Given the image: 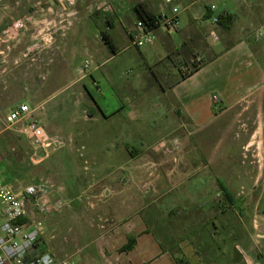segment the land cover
Here are the masks:
<instances>
[{
	"label": "crops",
	"instance_id": "1",
	"mask_svg": "<svg viewBox=\"0 0 264 264\" xmlns=\"http://www.w3.org/2000/svg\"><path fill=\"white\" fill-rule=\"evenodd\" d=\"M101 1L108 4V10L97 9L98 0H76L67 10L66 20L70 25L64 24L62 27L57 24L59 9L50 0H0V32L14 20L26 22L19 38L10 42L9 48L0 45V89L16 97V106L21 103L30 105L33 117L44 121L45 129L48 124V129H61L58 125L64 121L73 126L77 123L83 125V129H72V135H67L66 138L73 141L68 149L51 151L42 160L40 169H43L48 180L63 187V195L68 203L61 213L35 216L43 223L39 241L32 252H49L54 256L66 253L73 257L75 264H177V256L182 264H244L243 254H250L252 247L257 252L254 257L256 262L264 264V207L254 222L220 223L224 214L232 210L247 213L248 208L241 203L237 207L230 203L222 186L233 198L239 195H235V190L230 187L235 189L233 185L236 183L241 186L242 182L252 180L247 170L246 154L242 151L254 145L256 151L260 150L259 140L264 139L260 137L264 136V38L257 41L250 38L255 29L264 27V0L236 1V12H231V15H235V22L239 20L238 10L242 16L246 15L240 37L219 51L209 45L211 55L216 57L171 89L158 86L163 99V106L158 105L162 109L160 123L157 125V122L149 120L148 129H131L133 124L137 126L141 121L146 122L144 116L131 120L132 107L142 108L143 111L139 113L144 114V95L122 100L118 108L115 103L112 107L104 103L100 85L106 83L113 88L119 78L117 69H107V65L131 48V59L140 68L149 66L151 69L153 56L161 55L165 59L183 42L174 41L169 31L159 29L154 40L159 43V47L152 46L147 55L141 50L144 46L138 48L132 44V35L138 22L134 8L136 4L143 3L157 16L164 10L163 5H159L157 0ZM38 2H42V8L37 5ZM174 2L182 8L180 26L173 31L174 34L183 30V13L187 15L184 28L195 27L200 30L199 23L195 22L199 16L195 12L202 15L204 7H215L210 0H203L202 3L200 0ZM216 16L205 21L209 20V25L214 27L213 18ZM129 19L131 31L126 28L125 32L131 43L120 50L112 31L115 21L121 23ZM83 21L91 24L89 29H80L83 58L77 67L67 56L68 32ZM248 30L251 32L245 36ZM36 31L42 37L52 36L53 42L39 52L27 54L26 49L32 43ZM102 32L110 36L113 52L103 41ZM86 59L91 61L92 66L82 75L80 67ZM166 75L167 80L175 77L172 72ZM87 79L98 93V96L90 98L91 105L81 107L73 101L71 94H67L59 100L58 108L56 103L52 107L48 106L58 87H67L66 90L81 86L87 92ZM134 99L143 100L142 104L131 107L129 102ZM105 108L111 110L106 113ZM120 122L125 129H111ZM52 125L57 126L53 128ZM92 125L94 127L90 129ZM198 129H207V133L195 140ZM248 129H254L250 136L247 134ZM19 137L30 145L23 136ZM134 139L140 141L141 148H131ZM75 140L80 145V159L70 160V152L77 151ZM93 141L98 146L93 147ZM163 141L167 143L166 146H159ZM210 141L212 148L199 156L195 152L197 144L207 145ZM224 142L223 154H218L216 147ZM235 150H238L239 160L233 159ZM54 155H58V158L52 165L59 174L51 173L48 164ZM239 162L242 169L237 167ZM198 165L211 167L209 182L214 189L217 188L212 198L218 197L219 203L212 205L215 215L209 224L215 235H222L223 246L221 250L213 244L205 245L206 251H209L205 258L196 247L192 234V237H180L176 241L170 234L169 225L155 226L158 230L155 232L140 214L151 213L148 209L150 206L145 205L144 200L154 195L152 192L143 194L135 191L138 183L157 187L161 202L169 198L165 201L166 205H160L159 213H170L174 205L179 203L177 198H192L188 191L183 195H172V192L195 178ZM66 172H69L72 181L69 188L60 181ZM0 176L5 181L20 180V177ZM190 191L194 192L195 186ZM216 220L220 225H217ZM193 224L197 226L198 222L193 221ZM177 226L173 224V228L178 231ZM208 241H213V238ZM131 242L133 248L125 250L127 245L131 246ZM161 246H164V251ZM173 247L177 251L174 256L170 253Z\"/></svg>",
	"mask_w": 264,
	"mask_h": 264
},
{
	"label": "rangeland",
	"instance_id": "2",
	"mask_svg": "<svg viewBox=\"0 0 264 264\" xmlns=\"http://www.w3.org/2000/svg\"><path fill=\"white\" fill-rule=\"evenodd\" d=\"M159 5H163V13L169 12V6L165 5L163 0H157ZM185 1H194V0H185ZM203 0H200V2ZM239 0H210L215 5V9L211 10V19L215 15L219 14H232L235 11L236 3ZM202 3V2H201ZM201 3L198 5L200 6ZM210 5V4H209ZM202 8V7H200ZM209 8V7H208ZM202 15H199L196 11V15L199 17L197 18V21L200 25V30H196L195 27L192 28H184L187 25V15L182 14L181 16V26L183 27V30H181L179 33L174 34L173 31H169V33L173 36L174 41L176 42H186L188 43L189 47L194 49L193 45L195 41H198V45L200 46L199 49L195 50L193 52L194 54V62L203 63V61L208 60L211 56V51L209 49V45L215 50L219 51L224 46H227L233 42H235L239 37L241 33V27L243 25V22L246 18V15L243 14L240 10H238L239 20H237L232 25L230 30H223L220 27L211 26L209 25L210 21L206 22L204 19V14L207 10V8L204 7L202 9ZM200 11V10H199ZM232 12V13H231ZM236 19V18H235ZM191 21V20H189ZM65 24V23H64ZM91 22L83 21L81 24L77 23L74 27L70 29L68 32V39H69V47H68V53L67 56L70 59V62L75 65L79 66V63L81 62L83 58V53L80 49V29H89ZM204 26V27H203ZM82 27V28H81ZM128 28L129 31H131V19L128 20V22L121 23L115 21V27L112 31V35L117 42V45L119 46L120 50H124L127 48V46L130 45L131 41L128 37L127 33L125 32V29ZM65 30V29H64ZM91 30V29H90ZM214 32L217 35L218 41H212V39L209 38L210 32ZM245 36L251 32V30L247 31ZM189 35V37H188ZM200 35V36H199ZM199 36V37H198ZM203 36V37H202ZM196 38H199L196 40ZM204 38V39H203ZM154 45H146L143 48H141L142 51H144L147 55L150 53V48L153 47H159V43L157 41L153 42ZM206 45V46H205ZM207 50V51H206ZM205 52V53H204ZM153 61L151 62V69H149V66H145V68L142 69L140 66H138L132 59H131V48L126 50V52H123L120 54L116 59H114L113 62L107 65V69H117V75L118 78V84H116L113 88H111L109 85L101 84L100 90L101 94L103 96V101L105 104H107L108 107H112L113 103L115 105L121 106L122 100L125 99H133V96H139L144 95L146 99L145 102L142 104L143 100H135L130 101L129 104L134 106L135 104H142L145 105V112L144 114L139 113L140 111H143L142 108L140 109H134L131 108V120L139 119L140 116L147 122L141 121L139 125L136 126V124H133L131 129H148V121H153V123L157 122V125H159L160 120L159 116L162 112V109H159L158 105L163 106V99L160 96L159 88L156 85L155 78L153 79V73H155L158 77H160L162 83L165 82L164 86H168L171 84V82L178 77V69L181 67V64L179 61L176 60L177 68H173L170 70H167L164 64V56L163 58L161 55H155L153 56ZM189 61V59H187ZM172 68V66H169ZM168 68V67H167ZM165 70V71H164ZM160 71L164 76H161ZM164 72V73H163ZM167 72H172L175 77H169L168 80L165 78L167 76ZM86 86L88 89V93L86 91H83L82 87H70L65 90L67 87H58V89H55V94L52 97V100L48 104L49 107H52L54 103H56V108H58L57 104L60 102L59 100L61 97L67 94H71L73 101L78 102V105L81 107H84V105L89 106L91 105L90 98L98 96L96 92V87H93L90 80H86ZM85 92V93H84ZM73 93V94H72ZM16 97L10 96L8 93L2 92L0 89V175L5 174V176L9 177H20V180L17 181V183H13L15 186L16 184L24 185L26 183L31 182L35 179H47V176L44 175L43 169H40L43 162L41 161L38 164H33L30 161V156L32 154L31 146L26 144L18 134L15 132H12L10 130H7L3 124L4 117L6 113L14 108L17 104V101H15ZM137 99V98H136ZM47 106V107H48ZM115 108V107H114ZM58 109H56L57 112ZM82 110V108H81ZM109 110L105 108V112L108 113ZM59 113V112H57ZM141 114V115H140ZM40 123L44 125V121H42L39 117H35ZM56 119V118H55ZM126 121V120H125ZM123 122V121H122ZM133 123V122H131ZM49 125V124H48ZM48 125L46 126V130L48 133L51 134H58L60 136H64L65 138L67 135H72L71 130L72 129H83V125H80V123H77L75 126L70 125L69 122L64 121L60 122L58 127L61 129H48ZM57 125H52L53 128H55ZM136 126V127H135ZM94 125L90 127L92 129ZM158 128V127H157ZM94 129V128H93ZM111 129H125L123 127V124L120 122L119 124H115L114 127ZM158 129H164L163 127H160ZM254 129H248V136L251 135L252 131ZM207 133V129H198V132L195 134V140L201 139L205 134ZM264 137V136H260ZM74 138V137H73ZM260 150H255V145L252 148H249L246 151H242L243 154H246V161L248 162L247 170L249 172V176L252 177V180H249L247 183L241 184L239 186V183H236V185H233L235 189L230 187L232 190H235L236 196L234 199L237 203H241L243 206H246L247 213L241 214V212H237L232 210L231 212H227L224 214L223 219L220 221L223 222H243V223H251L254 222L255 217L259 215L260 211L262 210V207H264V139H260ZM224 143H220L217 147V153H221L224 150ZM79 143L77 140H75V147L77 148V151L72 150L70 152L69 158L70 160H74V158L79 160V155L81 153V149L79 148ZM93 147H96V141H93L92 143ZM213 144L211 141L207 145H201L200 142L197 144V149L195 152H197L200 155H204L208 148H212ZM131 148L139 149L141 148V143L139 140L134 139L131 141ZM68 149V147L63 148L61 151H65ZM211 150V149H210ZM234 158L235 160H239L238 150L234 151ZM50 154V153H49ZM48 154V155H49ZM258 154V155H257ZM244 156V155H243ZM58 158V155H54L49 159L48 164L50 165V171L51 173L59 174L57 169H54L52 163L54 160ZM239 169H242L240 166V162L237 166ZM241 167V168H240ZM198 173L196 174L195 178L191 179L190 181H186L185 183L181 184L175 192H172V195H178V194H185L190 192L192 194V198H177V203L174 205L173 209L170 213L163 214L159 213L158 208L163 203L166 205V199H169L166 197L161 200L159 199V190L157 187L153 186L152 184L149 185L148 183H138L137 188L135 191H140V193H150L152 192L154 196H151L149 200H144L145 205H149L148 209L151 211V213H140L142 217H145L148 221L149 226L155 230L156 227H163L166 225H169L171 227V235L174 238V240H179L180 237L189 238L192 237L193 241L196 243V247L199 248L200 254L203 256V258L207 257V253L209 254V251H206L205 245L210 246L209 244L215 245V248L222 250L221 245V237L222 235H215V232H213L212 227L210 226L209 222L212 221V218L214 217V210L212 211V205L216 203L217 205L219 203V198L214 196L215 193H217V188L214 189L212 187L211 181V174L210 170L211 167L204 166V165H198L197 166ZM22 175V176H19ZM61 184L68 188L72 185V181L69 179V172H66V176L60 177ZM151 186L153 188H151ZM195 186V191L191 192L190 188ZM155 190V191H154ZM154 191V192H153ZM173 191V190H172ZM172 203H174L173 199L171 200ZM193 221H197L198 225L195 226L193 224ZM219 222V221H218ZM216 220L217 225H220ZM173 224H177L179 230H175L173 228ZM209 224V225H208ZM201 229L200 231H197L196 229ZM196 233V235H193V233ZM252 232H255V229L252 230ZM197 233L199 235L197 236ZM192 234V236H191ZM196 237V238H195ZM213 241H208L209 239H212ZM200 245L198 246V244ZM210 248V247H209ZM212 249V248H211ZM252 250V247H251ZM250 250V254L247 253V259L252 262L253 264L256 263L255 256H257L256 250ZM246 255V254H245ZM59 259L65 258V257H71V255H66V253H63L59 256H55ZM244 264L246 262L244 261Z\"/></svg>",
	"mask_w": 264,
	"mask_h": 264
},
{
	"label": "built area",
	"instance_id": "3",
	"mask_svg": "<svg viewBox=\"0 0 264 264\" xmlns=\"http://www.w3.org/2000/svg\"><path fill=\"white\" fill-rule=\"evenodd\" d=\"M59 9L57 24L70 25L66 20L67 10L76 0H50ZM169 6V12L157 15L156 28L148 29L141 22L136 23V31L132 35V44L135 47L150 45L156 38L159 29L176 31L179 29V16L182 8L174 0H163ZM37 5L42 8V2ZM97 9L108 10V4L98 0ZM211 6V10L214 9ZM25 21L18 19L12 21L0 32V45H6L19 38L20 31L25 28ZM216 25V17L213 18ZM212 41H218L217 35L212 31L209 34ZM250 38L254 41L264 38V27L255 29ZM52 36H41L36 31L32 43L27 47L26 53L39 52L48 44H52ZM91 61L84 60L80 73L84 75L91 68ZM7 130L23 136L31 145L32 154L30 161L38 164L44 160L51 151H56L70 146L73 141L58 134H49L45 126L33 117V109L26 103H21L8 112L3 120ZM166 142L159 143L165 147ZM175 144V142H173ZM17 181H5L0 176V264H75L73 257L57 258L49 252L34 254L42 227V220L38 216L58 214L67 205L64 189L48 179H35L24 185L16 184ZM35 216H37L35 218ZM246 264H253L243 254ZM255 264H260L256 262Z\"/></svg>",
	"mask_w": 264,
	"mask_h": 264
},
{
	"label": "trees",
	"instance_id": "4",
	"mask_svg": "<svg viewBox=\"0 0 264 264\" xmlns=\"http://www.w3.org/2000/svg\"><path fill=\"white\" fill-rule=\"evenodd\" d=\"M135 12H136V16H137V20L138 22H141L146 28L148 29H154L156 28V23H157V16L153 13H151L145 4L143 3H138L135 5ZM211 9L207 8L205 14H204V19H209L211 17ZM235 20V15H230V14H219L216 16V25L218 27H220L223 30H230V28L232 27L233 23ZM200 36V35H199ZM198 36V37H199ZM101 37L103 39V41L105 42V44L109 47L110 51H114V46L111 42L110 36L107 33H101ZM203 37V36H202ZM199 38H196V40ZM204 39V38H203ZM206 46V45H205ZM194 49L190 48L188 43H182L181 46L179 48L174 49L173 51H171L166 58L164 59V64L167 70L173 69V68H177V61H179V63L181 64V67L178 69V78L174 79L170 85L168 86H164V82L162 83L160 77H158L155 73H153V79L155 78L156 80V84L157 86H159L161 89L165 88V89H171L176 83L180 82L181 80L187 78L188 76L192 75L193 73H195L197 70H199L202 66H204L206 63H208L209 61L213 60L216 55H211L210 58L208 60L203 61V63H198V62H194V54L193 52L197 49H199V45H198V41L194 42L193 45ZM207 51V50H206ZM205 53V52H204ZM187 59H189V61H187ZM169 66H172V68H170ZM168 67V68H167ZM165 71V70H164ZM164 73V72H163ZM169 73V72H168ZM161 76H164L162 74V72L160 71ZM222 186V184H221ZM225 194L229 197V201L233 206H239V203H237L231 195L228 192V190L222 186ZM133 243L131 242V246L125 247V250H129L133 248ZM161 248L163 249V251L165 250L164 246H161ZM176 247H173V249L170 250V253L174 256L177 251H175ZM175 261L177 262V264H182V261L178 258V256L175 258Z\"/></svg>",
	"mask_w": 264,
	"mask_h": 264
}]
</instances>
